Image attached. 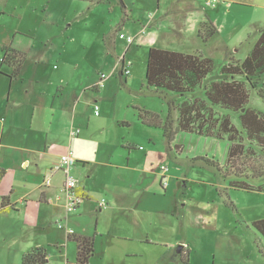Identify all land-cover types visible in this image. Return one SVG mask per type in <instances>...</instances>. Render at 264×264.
Listing matches in <instances>:
<instances>
[{
	"label": "rangeland",
	"instance_id": "rangeland-1",
	"mask_svg": "<svg viewBox=\"0 0 264 264\" xmlns=\"http://www.w3.org/2000/svg\"><path fill=\"white\" fill-rule=\"evenodd\" d=\"M159 1L160 5L157 0H122L124 11L120 0H0V61L2 46L10 45L27 54L17 78L10 80L6 75L11 73V69L0 63V119L6 118L5 123L9 124L7 108L9 100L13 103L15 97L22 104L13 111L26 116L30 109L39 114L43 107H58L81 96L79 107L80 110L84 108L85 119L86 116L90 117L89 135L94 142L120 133L125 139H137L133 125L122 128L114 125L111 120L115 114L120 117L126 114L129 115L126 117H130L132 114L129 120L133 124L135 120L141 121L139 113L155 114L162 121L168 116L166 100L145 84L148 49L145 43L133 44L134 37L131 35L140 31L145 24L142 22H146L150 14L156 15V19L163 15L164 21L171 27L165 28V23H162L158 33L150 34L151 40L146 43L189 53L201 51L204 56L212 58L215 68L205 80L206 84L219 77L227 50L233 51L235 58L243 59L264 28V0H214L211 5H204L205 0H195L197 6L206 7L207 13L212 12L219 30L218 34L209 38V43L208 40L203 43L197 37V28L191 25L195 15L191 1ZM121 21L125 25L122 26ZM181 24L188 27L179 28ZM119 33L132 36L128 51V44ZM125 52L133 64L130 66L131 73L121 77L117 57ZM102 74L106 77L103 85L96 90L91 88L90 85L100 82ZM262 81L264 76L258 81L257 88L250 91L249 106L264 112V103L257 92L262 88ZM92 95L97 97V102L88 105L87 98ZM194 96H202V88L189 97ZM173 98L175 102L183 100ZM96 104L101 117L107 116L109 121L97 120L93 109ZM50 114L48 109V121ZM228 114L233 124L240 128L239 113L229 111ZM177 116V110L173 107L170 117L174 123ZM2 125L0 121V129ZM153 128L165 148L167 144L162 137L163 130ZM61 139L63 137L59 138L50 130L46 136H42L43 143L48 141L46 145L53 154L66 144L63 142L61 145ZM176 139L183 149L178 154L171 152L164 160L169 170L166 173L169 176L164 179L166 183L170 181L173 188L169 197L175 208L171 214L174 217L169 225H157L155 234L184 240L190 254L188 250L184 253L187 255L186 262L172 261L171 256L166 257L164 262L264 264V239L252 226L254 220L264 218V192L232 187L230 181L237 178L223 175L217 167L205 162V159H213L220 167L224 165L228 148L226 139L184 132H179ZM260 154L255 152L247 158L262 166ZM34 179L39 181L40 176L34 175ZM247 181L251 184L264 183V179ZM2 188L3 183L0 184V199ZM59 209L55 218L50 209L44 214L43 222L50 224L52 235L59 224L64 225L65 205ZM22 222V214H0V264H20ZM35 236L46 253H52V262L56 264L62 260L44 232L37 231ZM130 260L140 264L147 258L130 257Z\"/></svg>",
	"mask_w": 264,
	"mask_h": 264
},
{
	"label": "crops",
	"instance_id": "crops-1",
	"mask_svg": "<svg viewBox=\"0 0 264 264\" xmlns=\"http://www.w3.org/2000/svg\"><path fill=\"white\" fill-rule=\"evenodd\" d=\"M120 1L125 11L124 2ZM157 1L160 5V1ZM190 1L195 9L191 25L197 28V37L201 26L204 28L206 25L204 22H211L218 34L219 30L212 12L207 13L206 7L197 6L195 0ZM203 3L206 5L207 0ZM145 21L142 22L145 24H141L140 31L131 35L134 37L133 44L145 43L148 49L155 47L152 43H146L151 40L150 34L158 33L162 23H165V28L171 27V24L164 21L163 15L156 19V15L150 14ZM121 24L125 25L123 21ZM187 27V24H181L179 28ZM232 52L227 50L226 60L238 59ZM90 87L98 89V82ZM93 96H88L86 101L88 105L97 102V97ZM80 97L72 98L66 104L63 102L58 107L55 105L51 108L43 107L42 111L37 113L38 116L34 109H30L26 116L13 111L22 104V101L15 97L13 103L9 100L7 108L9 124L5 123L6 118L0 119L3 124L0 129V169L4 170L0 177V184L3 183L0 206L2 197H6L9 207L0 214H22L21 254L32 247H43L35 236V232L41 231L46 234L47 240H51L52 247L59 252L58 256L62 260L56 264H75L77 244L68 238V231L71 229L75 236L93 238L94 252L88 264H134L130 257H141L142 260L146 257L147 260L139 261L140 264H166L165 258L169 256L172 261H184L186 258L184 253L188 250L187 253L190 254L184 240L155 234L157 225H169L170 219L174 217L171 214L175 208L169 197L173 188L170 181L166 183L164 179L169 176L166 174L169 170L164 160L171 152L178 154L183 149L182 144L176 139L179 132L171 149L168 146L164 148L160 141L161 137L153 127L146 126L139 120L131 123L129 119L132 114L130 117H126L128 114L121 117L115 114V118L111 120L114 125L121 128L133 125L137 139H125L120 133L104 141L94 142L89 135L90 117L86 116L85 119L84 108L80 110L79 107ZM54 103L55 101L52 104ZM95 107L98 108L97 104L93 108L94 112ZM48 109L51 111L49 121ZM95 115L98 121L107 119V116L101 117L100 112ZM49 130L56 133L59 138L63 137L61 145L66 142L60 153L53 154L46 145L48 141L44 143L42 141V136H46ZM71 132L76 133L71 136ZM4 137L7 139L4 140ZM53 142L54 139L51 140V143ZM68 149L73 151L76 160L70 169L76 180L75 192L84 193L87 199H82L83 202L81 201L73 212H64V225L59 224L58 230L52 235L49 231L50 224L43 222L44 214L50 209L53 211L52 217L55 218L59 208H64L66 204V194L62 191L64 172L56 167L60 164V156ZM161 165L167 166L164 173L159 169ZM34 175L40 176V180L34 179ZM47 179L50 180L48 185L45 182ZM102 200L105 202L104 205L99 204ZM60 217L62 219V216ZM176 220L179 221L178 218ZM179 245H182V249L178 254L176 248ZM51 255L52 253L47 254L48 264H55L51 261Z\"/></svg>",
	"mask_w": 264,
	"mask_h": 264
},
{
	"label": "trees",
	"instance_id": "trees-1",
	"mask_svg": "<svg viewBox=\"0 0 264 264\" xmlns=\"http://www.w3.org/2000/svg\"><path fill=\"white\" fill-rule=\"evenodd\" d=\"M203 24L206 25L204 28L201 26L198 36L205 43L217 30L211 22ZM1 52V65L11 69V73L6 76L10 80L20 76L27 58L26 52L10 45L2 46ZM214 68L213 59L204 56L201 51L188 53L149 47L145 84L166 100L168 116L162 121L155 114L139 113V118L146 126L161 128L170 149L178 132L226 139L228 148L224 165L220 167L213 159H205V162L217 167L223 175L237 178L230 181L232 187L264 192V183L251 184L247 181L264 179V112L249 106L250 91L257 88L258 81L264 76V28L243 59L228 58L219 69V77L204 83ZM119 74L123 76L121 71ZM198 88H202V96L189 97ZM257 92L264 103L263 81L262 88ZM173 97L183 100L175 102ZM173 107L178 113L176 123L170 117ZM229 111L239 113L240 128L233 124ZM255 152L262 153L259 156L262 158V166L247 158ZM3 172L0 169V177ZM78 195L83 200L87 199L84 193L79 192ZM8 209L7 198L2 197L0 212ZM252 226L264 239V218L254 220ZM68 235L77 244L75 264H88L94 252L92 236ZM20 264H48L45 248L39 246L23 251Z\"/></svg>",
	"mask_w": 264,
	"mask_h": 264
},
{
	"label": "built area",
	"instance_id": "built-area-1",
	"mask_svg": "<svg viewBox=\"0 0 264 264\" xmlns=\"http://www.w3.org/2000/svg\"><path fill=\"white\" fill-rule=\"evenodd\" d=\"M214 0H207L206 5H211L213 4ZM119 36L121 38H124L127 42V44L129 45L130 43H132V36H125L123 33H119ZM118 64L120 66L121 72L124 76L129 75L130 73V66L133 64L132 60L129 59L128 57L125 56V53L123 55H121L120 57L117 58ZM105 76L102 74L101 75V80L98 83V86H102L103 85V81L105 80ZM95 113H98V108L95 107ZM76 132H71V136L73 134H75ZM75 157L73 154V151L71 149H68L64 154H62L60 156V164L59 166L56 167V169H62L64 172V182H63V186H62V191L66 194V204H65V212L69 213L74 211L78 205L80 204L82 198L75 192V188H76V180L75 178L71 175L70 173V169L72 168V166H74L75 164ZM160 171L162 173H164L165 171H167V166L165 165H161L160 166ZM163 176V174H162ZM163 185H165L164 180H162ZM46 184L48 185L50 183V180L47 179ZM100 205H104L105 202L104 200H102L101 202H99ZM69 234H73V230H69L68 231Z\"/></svg>",
	"mask_w": 264,
	"mask_h": 264
},
{
	"label": "water",
	"instance_id": "water-1",
	"mask_svg": "<svg viewBox=\"0 0 264 264\" xmlns=\"http://www.w3.org/2000/svg\"><path fill=\"white\" fill-rule=\"evenodd\" d=\"M181 249H182V245L177 246L176 252L179 254L181 252Z\"/></svg>",
	"mask_w": 264,
	"mask_h": 264
}]
</instances>
